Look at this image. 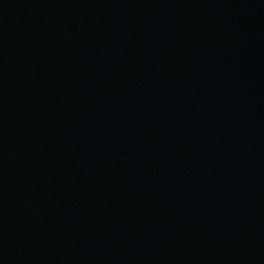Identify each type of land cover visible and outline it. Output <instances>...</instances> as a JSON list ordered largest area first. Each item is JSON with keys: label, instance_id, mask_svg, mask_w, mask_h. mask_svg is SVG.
Here are the masks:
<instances>
[{"label": "water", "instance_id": "1", "mask_svg": "<svg viewBox=\"0 0 264 264\" xmlns=\"http://www.w3.org/2000/svg\"><path fill=\"white\" fill-rule=\"evenodd\" d=\"M0 264H264V76L118 127L0 190Z\"/></svg>", "mask_w": 264, "mask_h": 264}]
</instances>
